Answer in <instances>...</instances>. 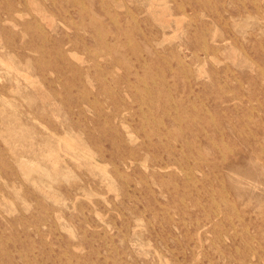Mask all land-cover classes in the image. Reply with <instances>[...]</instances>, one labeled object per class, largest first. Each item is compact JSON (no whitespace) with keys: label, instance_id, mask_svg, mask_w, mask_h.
I'll return each instance as SVG.
<instances>
[{"label":"rangeland","instance_id":"374dc122","mask_svg":"<svg viewBox=\"0 0 264 264\" xmlns=\"http://www.w3.org/2000/svg\"><path fill=\"white\" fill-rule=\"evenodd\" d=\"M0 264H264V0H0Z\"/></svg>","mask_w":264,"mask_h":264},{"label":"bare ground","instance_id":"6f19581e","mask_svg":"<svg viewBox=\"0 0 264 264\" xmlns=\"http://www.w3.org/2000/svg\"><path fill=\"white\" fill-rule=\"evenodd\" d=\"M17 73V72H16ZM136 228H139V227H136ZM222 238V237H221ZM149 247V246H148Z\"/></svg>","mask_w":264,"mask_h":264}]
</instances>
